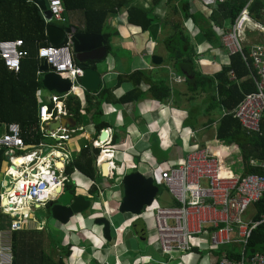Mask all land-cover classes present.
<instances>
[{
	"label": "crops",
	"instance_id": "obj_1",
	"mask_svg": "<svg viewBox=\"0 0 264 264\" xmlns=\"http://www.w3.org/2000/svg\"><path fill=\"white\" fill-rule=\"evenodd\" d=\"M76 1L77 4L82 7L88 5L110 13L105 28V33L108 34L109 42H107L102 35H96L103 38L105 42V53H103V51L94 52V55L98 58L91 61L92 69L98 71L102 78L100 89L97 92H90L86 90L81 83L82 88L75 90L74 94L70 96H75L81 101L82 122L77 123L74 121L72 114L63 118L72 124L71 127L66 126L65 128H83L82 131H77L72 136L67 145L68 150L72 154L73 163L81 151V143L83 141H87L88 146L94 148L92 145L94 141H106L111 135L112 145L117 152L114 160L117 169L114 171L113 179H108V176H104L102 167L98 169L96 162L94 163L95 179L84 176L76 168L73 169L77 183L72 182L70 184L73 186L72 188L79 185L83 186L85 192L91 197L89 199L84 197L90 202V208L92 206V197L102 198L104 196L105 189L102 190L101 188V183H103L104 179H107L110 183H107V186L110 187L109 190L115 189L111 191L114 194L121 193L120 198L122 199V180L126 175L139 172L142 175L151 177L152 171L155 170L157 166L163 164H182L185 162L188 155L194 151L196 148L195 146L210 147L207 143H212V145H214V147L209 148L210 150L215 153L220 152L222 145L217 141V131L220 123L219 121L225 116V111L219 110L218 108L211 109L207 94L203 92H190L186 82V72L184 70L182 71L181 68L179 70L175 69L170 64L168 53L163 44L165 34L164 31L162 32L160 24L157 23L148 31H143L140 27L131 25L128 20L129 8L136 7L150 11L152 15L158 17L160 21H175L182 23L191 37L195 50L197 45L211 48L207 54L208 56L203 55V58H205L204 60L199 61L197 59V64L207 63L209 69L207 72H204L197 67V70L205 76L219 74L223 67L229 65L230 57L227 55V51L222 47L216 49L212 48L206 39L203 38L204 32H202L192 20H184L180 11L183 0ZM204 1L205 0H189V13L192 15H203L206 18L210 16V10L205 9L203 5ZM27 2L34 4L32 1ZM34 5L39 9L36 4ZM218 5L219 4L214 6L212 9L213 12L217 10ZM39 11L48 26L53 25L60 28L62 27L53 23H48L43 12L40 9ZM65 17L67 19L66 24L69 25V27L65 29H74L76 33L90 34L84 32L86 23L84 8L65 11ZM190 30H193L194 33L199 35L193 38L190 34ZM108 45L110 47L109 50ZM155 56L162 59L161 65H156L152 62ZM73 58L75 60L74 54ZM75 62L77 61L75 60ZM43 64L44 62L39 69L41 74H38L41 83L43 77L47 73L41 71ZM160 83H163L170 91V96L166 99H160L163 90H155V85ZM153 89L155 91H153ZM103 90H108L110 92L109 96H106L108 101H102L99 96ZM51 94L52 93L42 85V89L38 90L36 95L39 104L42 101L44 102V99L49 98ZM88 94L93 98V103H96V101L103 103L101 105V110L103 112L101 120L108 125V128L101 130L99 133L95 129L91 114L86 110V98ZM85 124H87V127L89 126L91 128V135L87 132ZM5 126L6 125H2L0 127V132H3ZM105 131L108 132L106 140H100ZM192 135H194V137H192ZM88 136H92L90 140L87 139ZM229 150H234L235 152L230 157V159H232L229 162L230 164L235 160L236 156L240 155L241 151L236 145L229 147ZM118 154H121L119 162L121 164L119 165L117 163ZM6 160L7 158L5 157L0 171V177L2 176L0 180V210L11 220L10 216L5 213L3 203V194L7 187L5 182L9 180L4 174L6 170H3ZM136 160H139L138 165H134ZM229 164H227V166ZM75 170L77 172H74ZM92 181L97 183V185L92 186ZM157 186L159 189L160 186ZM94 188H96L97 191L93 194L92 190ZM70 191H72V189ZM159 194L160 189L155 201ZM121 199L119 200V207ZM253 207L255 213L251 220L257 217L256 208L255 206ZM90 208L85 212H88ZM85 212L74 216L76 218L75 223L71 222L74 217L71 218L66 225L60 223V229L63 230L64 227L70 228L73 224L75 225V232L73 230L70 232L77 233L81 243H85L83 250H78L88 258L84 259V256H79L73 259V261H71L72 263L68 261V258L74 251V247L79 246L72 243L70 235L65 234L63 245L59 243L61 249L54 251L57 256L54 257L56 261L62 257L65 264H188L183 262L182 255L180 254V261L178 263L175 262V256H173V258L164 256L165 261L163 262L156 258L155 252L158 254H161V252L158 247H155V222L153 215L149 213L147 209H144L141 217L126 214L127 216L123 221L120 217V212L112 215L104 207V211H102L96 219L105 217L110 220L112 225L111 242L103 238L102 227L95 225V216L91 212L84 214ZM216 216H220V213H216ZM93 221L94 223H91ZM44 224V222L40 223L36 221L35 223L27 225L26 230L35 229L40 232L43 231L47 236L48 232L45 226L43 227ZM76 224H78V226H83V228L77 230ZM39 227L42 229H38ZM121 227L125 228H123L122 232L120 231ZM8 228L9 223L1 230L7 231ZM130 228L132 232L127 233ZM117 229H119L118 232H116ZM91 231H94L96 235L100 234L102 239L96 237L95 242H93L88 237L82 235L84 232L91 233ZM203 240V242L209 243L208 238ZM148 246H150V248L151 246L153 248L155 247V252L150 251V253H148ZM63 248H69L70 255L68 257L63 256ZM229 248H219L213 253H208L207 251L199 252L195 249L193 253L200 257L197 264H203L205 262L213 264V259L219 257L223 250H229ZM218 252L221 253L218 254Z\"/></svg>",
	"mask_w": 264,
	"mask_h": 264
},
{
	"label": "built area",
	"instance_id": "obj_2",
	"mask_svg": "<svg viewBox=\"0 0 264 264\" xmlns=\"http://www.w3.org/2000/svg\"><path fill=\"white\" fill-rule=\"evenodd\" d=\"M46 1L52 23L65 24L67 19L62 0ZM226 1L205 0L203 5L212 13L214 6ZM256 1L263 3L261 12L264 14V0H249L234 22L215 28L221 47L229 57L235 54L242 57L254 81L256 91L246 95L235 109L225 113L237 119L248 133H260L261 121L264 120V21L257 20L251 12ZM190 31L193 38L199 35ZM200 48L197 45L196 53L197 59L202 61L205 58L199 53ZM26 56L23 40L0 42V60L8 71L19 73L21 61ZM38 57L47 64L49 72L69 79L72 86L69 93L51 92L49 98L40 103L37 125L23 129L12 123L0 132V153H4L9 163L4 173L9 179L3 194V199H6L4 209L11 218L8 230L0 229V264H13L12 233L35 223L36 209L46 208L54 194L58 199L68 184L77 183L74 173L67 171L73 163L67 145L72 136L83 128L50 130L49 126L70 115L66 101L75 90L82 88L84 69L73 58L70 40L60 46L41 48ZM230 77L235 80L233 72ZM92 145L99 150L97 168L108 163V179H113L117 152L111 135L106 141H94ZM195 147L182 164H163L152 171L151 177L154 181L156 176L159 177L161 185L176 203L174 206L153 204L147 208L154 218L155 244L159 251L163 256L173 258L175 254L187 255L195 249L213 253L219 248L230 247L235 249L232 252L238 258H231L230 251L223 250L219 257L213 259V264H264L263 254L246 256L248 241L253 231L264 225V216L247 224L242 219L248 209L263 197L264 175L237 176L224 164L230 157L222 160L220 152L215 153L210 147ZM250 164L264 170V161L251 160ZM91 185L96 186L97 183L92 181ZM205 238L209 243L203 242ZM194 240H199L196 246L192 244Z\"/></svg>",
	"mask_w": 264,
	"mask_h": 264
},
{
	"label": "trees",
	"instance_id": "obj_3",
	"mask_svg": "<svg viewBox=\"0 0 264 264\" xmlns=\"http://www.w3.org/2000/svg\"><path fill=\"white\" fill-rule=\"evenodd\" d=\"M65 11L84 8L86 23L84 32L102 35L109 42L108 34L105 33L106 22L109 12L102 11L100 8L77 4L76 0H62ZM249 0H228L219 4L216 11H212L210 16L192 15L189 13V0H183L180 8L184 20L190 19L204 32L203 38L212 48H220V37L215 28H221L227 22H234L242 8ZM263 3L254 2L251 7L253 16L260 21H264V14L261 12ZM128 20L131 25L140 27L143 31H148L153 25L160 24L165 38L164 47L168 53L170 64L175 69H182L186 73V82L192 93L203 92L208 95L210 108H218L225 113L235 109L248 94L256 91L251 72L239 54L231 55L229 65L223 67L219 74L205 76L197 70V53L191 41V37L180 22L160 21V19L150 11L141 8L131 7L128 10ZM45 22L39 9L26 0H0V42L6 40H23L24 49L27 56L21 61L20 72L15 74L6 69L0 60V127L12 123L19 124L23 129L39 122V107L37 92L42 89L39 69L43 63L38 57L41 48L51 46L47 36ZM69 25L62 26L65 29ZM66 43V42H65ZM110 49L108 45V50ZM77 63V62H76ZM78 64V63H77ZM233 72L235 80L230 77ZM156 87V88H155ZM155 90H163L160 99L170 96V91L163 83L155 85ZM153 89V91H155ZM98 94V93H97ZM108 90H103L99 95L102 101H108ZM157 95V94H155ZM87 112L91 114L96 131L99 133L107 129L108 125L102 122L103 112L100 101L93 103L90 94L87 95ZM81 101L70 96L67 99V110L77 123L82 122ZM217 131V141L224 147L229 148L238 146L241 153L236 156L228 167L233 174L245 177L247 175H264V170L250 165L251 160L264 161V120L261 121L260 133H248L232 115L226 114L219 121ZM115 142V139H114ZM99 150L88 146L87 141L81 143V151L75 161L68 167V173L73 169H78L84 176L95 179L94 163L97 160ZM5 160L4 153H0V171ZM68 184L67 188L72 189ZM97 191L92 190L93 194ZM1 205V199H0ZM257 211L256 219L264 216V195L255 204ZM7 216L0 210V229H4L9 223ZM51 242L52 250L61 249L60 245L52 240L51 234L47 233ZM41 232L37 230H22L13 232L11 244L13 251V264H65L62 257L57 261L54 257L45 252L42 247ZM264 225L255 229L246 247V256L251 257L255 254L264 255ZM63 256L70 255L69 248H63ZM229 248L230 257L238 258ZM221 252H218L220 254Z\"/></svg>",
	"mask_w": 264,
	"mask_h": 264
},
{
	"label": "water",
	"instance_id": "obj_4",
	"mask_svg": "<svg viewBox=\"0 0 264 264\" xmlns=\"http://www.w3.org/2000/svg\"><path fill=\"white\" fill-rule=\"evenodd\" d=\"M36 4L43 12V15L48 23H52V16L48 11L46 0H27ZM46 36L51 46L63 45L67 40H70L73 46V54L79 66L84 69V77L81 79L83 87L90 92H97L102 84V78L98 71L92 69L91 61L97 59L94 52L103 51L105 53V42L101 36L92 34L76 33L74 29H62L57 26L50 25L46 28ZM152 62L156 65L162 64V59L153 57ZM42 72H47L42 79V85L49 92L64 94L71 91L72 83L69 79L62 75L49 72V67L46 63L41 68ZM71 127L72 124L63 119L61 122L51 124L50 130H55L59 127ZM108 132L105 131L100 140H106ZM104 176H108L109 164L105 163L102 166ZM8 184V181L5 182ZM9 189V188H8ZM123 196L121 199L119 212L122 215L130 214L136 217L143 215L144 209L152 206L159 192L158 186L152 177H147L139 172L131 173L124 176L122 180ZM59 192V190H57ZM56 194H54L46 210L59 223L66 225L75 215L82 214L90 208V202L84 197H75L71 204L62 205L56 203ZM6 204V199H3ZM36 207H39L37 205ZM95 225L102 227L103 238L112 241V225L110 220L105 217L95 220ZM264 247V246H263Z\"/></svg>",
	"mask_w": 264,
	"mask_h": 264
},
{
	"label": "rangeland",
	"instance_id": "obj_5",
	"mask_svg": "<svg viewBox=\"0 0 264 264\" xmlns=\"http://www.w3.org/2000/svg\"><path fill=\"white\" fill-rule=\"evenodd\" d=\"M53 24H55V23H53ZM56 25H58V26H66L67 24L65 23V24L61 25V24H57L56 23ZM209 50H211L210 47H206V46L203 47L202 46L199 49V53H201L204 56H208L207 54L209 53ZM210 54H212V53H210ZM217 62L220 63L219 61H217ZM197 67L200 70L204 71V72H207V70L209 69V65L207 63H198ZM85 125L87 127V124H85ZM86 130L91 135V128L89 126L86 128ZM91 137L88 136L87 139L90 140ZM214 141H216V140H214ZM207 145L210 146V147H214V145H212V143H207ZM234 153H235L234 150L231 151V150L220 149V155H221L222 160H224L227 157H231ZM120 157H121V154H118L117 155V163H118V165L121 164V163H119L120 162ZM231 160L232 159L226 160L224 164L225 165L229 164V162ZM138 161L139 160H136L135 163L133 162L134 165H138V163H139ZM8 165H9V163L6 160L5 163H4V166H3V170L4 171L7 169ZM1 178H2V176L0 177V180H1ZM107 183L110 184L107 179H104L103 183H101L102 190L105 189L104 196L102 197L103 199L102 198H98V197L97 198L96 197H92V206H91L90 210L88 212H85L84 214H88L89 212H91L95 216L94 219H96L97 217H99L98 215H100V213L102 211H104V207L112 215H115V214L119 213V200L121 199L120 198L121 193H118V194L112 193L111 191H114L115 189L109 190L110 187L107 186ZM155 183L160 186L159 187L160 194L158 195V198L155 201L154 206H158V205H160V206H174L175 205L174 199L170 196V194L167 192V190L163 186H161V183H160V180H159L158 176H156V178H155ZM78 196H83V197H85L87 199L91 198L85 192V189L83 188V186L79 185L77 187L72 188V191H70L69 189H67L65 187L63 192H62V194L57 199L56 203L62 204V205H69V204L72 203L73 199L75 197H78ZM254 213H255V209H254L253 206H251L248 209L247 213L245 215H243V218H242L243 222L246 223V224L248 222H250V220L252 219ZM34 215H35V218H36V220L38 222H40V223L44 222L45 223L44 226H45L47 232L49 234H51L52 240L55 243H58V244L60 243L61 245H63L64 235L66 234V235H70V239H71L73 244H75V245L80 247V248L79 247H74V251H73L72 255L68 258L69 262L73 261V259L78 258L79 256H81V257L84 256V259L88 258L87 256L81 254V251L83 250V247L85 246V243H81V241L78 239V237H79L78 234L74 233L75 232L74 230H76L74 224L70 228L64 227L63 230H61L60 229V223H58L52 217V215L48 212V210H46V208L36 209L34 211ZM126 216L127 215L124 216V215L120 214V217L123 219V221L125 220ZM71 222L75 223L76 222V218L74 217L71 220ZM91 223H94V221L91 222ZM76 226H77L76 227L77 230H79L80 228L81 229L83 228V226H78V224H76ZM71 230H73L74 232H70ZM122 231H123V229L121 230V232ZM130 232H132L131 228L128 230L127 233H130ZM82 235L84 237H88L93 242H95L96 237L102 239V236L100 234H98L99 236L96 235L94 233V231H91V233H85L84 232V233H82ZM120 238H121V236H120ZM41 241L43 242L42 243V247L44 248L45 252L51 254L53 257H57L56 254L52 250V247L50 245L48 237L46 236V233L43 232V231L41 232ZM198 243H199V240L192 241V244L195 245V246ZM155 247L157 248V245ZM154 248L152 246H151V248H150V246H148V253H150V251L155 252ZM78 249H80L81 251H79ZM155 255H156V258L159 261H161V262L165 261V257L163 255H161L160 253L158 254V253L155 252ZM174 256H175V259H176L175 262L178 263L180 261V259H179L180 255L176 254ZM199 258H200L199 255H197L195 253L182 255L183 262L184 263H188V264H197ZM113 260H114V258H113Z\"/></svg>",
	"mask_w": 264,
	"mask_h": 264
},
{
	"label": "bare ground",
	"instance_id": "obj_6",
	"mask_svg": "<svg viewBox=\"0 0 264 264\" xmlns=\"http://www.w3.org/2000/svg\"><path fill=\"white\" fill-rule=\"evenodd\" d=\"M106 172H107V168H106ZM39 207H40V206H39ZM39 207H38V208H39Z\"/></svg>",
	"mask_w": 264,
	"mask_h": 264
}]
</instances>
